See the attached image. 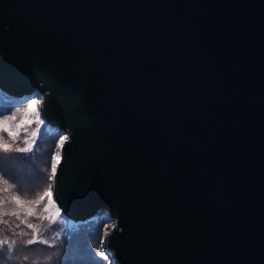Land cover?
Wrapping results in <instances>:
<instances>
[{
	"label": "water",
	"instance_id": "obj_1",
	"mask_svg": "<svg viewBox=\"0 0 264 264\" xmlns=\"http://www.w3.org/2000/svg\"><path fill=\"white\" fill-rule=\"evenodd\" d=\"M0 95L110 264H264V0H0Z\"/></svg>",
	"mask_w": 264,
	"mask_h": 264
},
{
	"label": "trees",
	"instance_id": "obj_2",
	"mask_svg": "<svg viewBox=\"0 0 264 264\" xmlns=\"http://www.w3.org/2000/svg\"><path fill=\"white\" fill-rule=\"evenodd\" d=\"M25 101L26 99H8L0 95V112L5 113L0 117H12V114L16 112L15 110L21 108ZM9 108L11 110L6 111ZM43 125L49 130V133L42 140L43 150L39 149L41 148V141H36L33 151L17 152V148L26 147L27 140L20 137L17 139L18 141H13L9 139L7 132L0 134V143L9 146L7 152L0 149V172L8 173L16 178V182L13 183V180L8 176L0 175V241H3L5 237L9 242L13 239L16 240L13 258H9L5 245V251L0 253V264H34V262L35 264H102L104 259L98 258L100 251L98 247L103 236V227L106 224L104 217H95L78 224L65 220L72 226H79V231L69 233L59 243L55 242L53 247L43 248L39 243L33 244L31 249L49 251L48 255L42 259L43 262L30 259L33 250H25L24 253L20 250L25 247L24 242L31 239L34 233H39L40 227L37 219L40 214L41 202L37 204L35 201L41 197L45 185L51 183H48V179L52 164V146L60 137L54 130L47 128L45 122ZM43 184L45 185L43 186ZM17 196L24 201L20 209H17L18 205L14 199ZM11 206L13 210L5 211L6 207ZM29 210L32 212L31 215L28 214ZM5 213L7 214L5 215ZM13 213L16 214L13 215ZM29 224L32 225V228L28 227ZM77 247H79V252L76 253V256L71 260L67 259L66 256L74 253ZM58 248L62 249L63 252L60 260L54 262V250ZM25 256L28 258L25 259Z\"/></svg>",
	"mask_w": 264,
	"mask_h": 264
},
{
	"label": "rangeland",
	"instance_id": "obj_3",
	"mask_svg": "<svg viewBox=\"0 0 264 264\" xmlns=\"http://www.w3.org/2000/svg\"><path fill=\"white\" fill-rule=\"evenodd\" d=\"M31 99L34 98H29L26 99L24 105L21 108L16 109L15 113L12 114V117H8V121L10 120V122L7 123V125H0V134L1 133H6L9 137V139L15 141L20 137H23L22 139L27 140V144L26 147L31 146L32 147V151L34 150V145L36 141H41V150H43L42 146V140L43 138L49 133V130L46 129V126H44L43 124H40L37 119L35 114L33 113H28L26 115V110H27V103L26 102H30ZM39 102V101H38ZM35 107H38V103L37 105H35ZM20 109V111H19ZM41 118V117H40ZM4 117H0V120H4ZM42 119V118H41ZM5 128H7V130H4ZM47 128H49L47 126ZM50 129V128H49ZM9 132H11L12 134L9 135ZM36 133L35 136H33L32 134ZM61 136L59 137L58 140H56L55 144L52 146V152L53 154L51 155V163L53 162L52 158L53 156H56V154L58 153L59 147L58 145H60V139ZM18 141V140H17ZM52 179V172H50V177L48 179V183L51 182ZM42 185V184H41ZM45 184H43L44 186ZM45 192H49L50 195H44ZM42 197V199H41ZM41 197L38 198L39 201L41 202V209L39 211V217L37 219L38 221V226L40 227L39 229V233H34V236L31 238L33 239L34 237L40 240H45L47 241V244H41V246L43 248L45 247H49L48 245H54L55 242H60L62 239H64V237H67V235L69 233L75 232V231H79V226H72L70 224H68V220L65 219L64 217L61 216L60 211H59V215H57V206L55 204V202L53 201L52 198V192H51V183L45 185V187L43 188V192L41 194ZM49 199H51L53 201V205L49 207ZM39 202V203H40ZM17 209L22 208V204H17ZM45 207H49V210L47 212L44 211ZM7 209L5 211H9V210H13V207H6ZM64 219V220H63ZM65 220L67 222H65ZM107 226L108 224H105V226L103 227V236L102 239L104 241V238L107 234ZM30 249L33 247V245L29 246ZM81 247V246H80ZM103 247V246H102ZM98 249H101V245H99ZM20 250H22V253H24V251L26 250L25 247H22ZM35 250V249H32ZM75 252L74 253H70L66 256L67 259H72L76 256V253L79 252V247L75 248ZM33 254L30 255V259L32 258V261H38L40 260V262H43L42 259H44L47 255L48 252L45 249H42L41 251L39 250H35V251H31ZM55 254H54V259L53 261H59L60 260V256L62 255V249H57L54 250ZM98 258H101L100 256H98ZM102 261V260H101ZM102 264H110V261L107 260H103Z\"/></svg>",
	"mask_w": 264,
	"mask_h": 264
},
{
	"label": "snow or ice",
	"instance_id": "obj_4",
	"mask_svg": "<svg viewBox=\"0 0 264 264\" xmlns=\"http://www.w3.org/2000/svg\"><path fill=\"white\" fill-rule=\"evenodd\" d=\"M38 99L39 98H34V99H31L30 102H26L27 103V110H26V115L28 113H33L35 114L36 116V119L37 121L40 123V124H43V120L40 119V113H39V110L35 107V105H37L38 103ZM11 109H6V111H10ZM0 115H5L4 112H0ZM8 123V118H5L4 120H0V125H7ZM4 130H7V128H5ZM12 133L9 132V135H11ZM33 136L36 135V133H33L32 134ZM67 140V137H61L60 139V145H58V147L62 146L64 141ZM27 143V142H26ZM0 149H3V151L7 152L9 150V146L7 144H3V143H0ZM17 152H31L32 151V147L31 146H28V147H24V148H17L16 149ZM59 156V153H57L56 156H53L52 160V164H51V172H52V176L54 177L55 174H56V171H57V158ZM0 175H5V176H8V178L12 179L13 180V183L16 182V178L14 176H11L9 175L8 173H2L0 172ZM44 195H50L49 192H45ZM14 199L16 200V203L17 204H22L24 203V201H22L18 196L17 197H14ZM42 199V197H41ZM39 200L35 201V203L39 204ZM53 205V201L51 199H49V207ZM49 207H45L44 211L47 212L49 210ZM7 213H5L6 215ZM16 213H13V215H15ZM29 215L32 214L31 210H29ZM57 215H59V208H57ZM29 228H32V225L29 224L28 225ZM35 243H39V244H47V241L45 240H40V239H37V238H33V239H29L27 240L26 242H24V246H25V249L26 250H32L30 249L29 246L35 244ZM103 243L104 241L101 240L100 241V245H101V249L98 253V255L104 259V260H107L108 257L105 255V252L103 250ZM16 244V240L13 239L11 240V242L8 241L7 237H5V239L3 241H0V253H3L5 251V245H6V250L9 254V258H13L14 256V253H15V248H14V245ZM49 247H53L54 245H48ZM34 251V250H33ZM28 257L25 256V259H27ZM50 259V257H49ZM35 264V262H34Z\"/></svg>",
	"mask_w": 264,
	"mask_h": 264
},
{
	"label": "bare ground",
	"instance_id": "obj_5",
	"mask_svg": "<svg viewBox=\"0 0 264 264\" xmlns=\"http://www.w3.org/2000/svg\"><path fill=\"white\" fill-rule=\"evenodd\" d=\"M58 153H59V150H58ZM57 155V154H56ZM59 160V156H58V158H57V161Z\"/></svg>",
	"mask_w": 264,
	"mask_h": 264
}]
</instances>
